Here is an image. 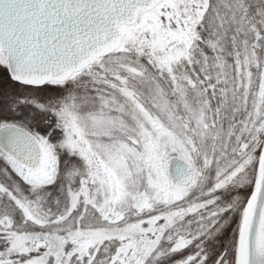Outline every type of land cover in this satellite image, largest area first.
Instances as JSON below:
<instances>
[{
	"label": "snow or ice",
	"instance_id": "obj_1",
	"mask_svg": "<svg viewBox=\"0 0 264 264\" xmlns=\"http://www.w3.org/2000/svg\"><path fill=\"white\" fill-rule=\"evenodd\" d=\"M0 264H264V0H0Z\"/></svg>",
	"mask_w": 264,
	"mask_h": 264
}]
</instances>
